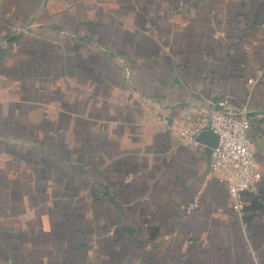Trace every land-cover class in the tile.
Wrapping results in <instances>:
<instances>
[{
  "label": "crops",
  "instance_id": "1",
  "mask_svg": "<svg viewBox=\"0 0 264 264\" xmlns=\"http://www.w3.org/2000/svg\"><path fill=\"white\" fill-rule=\"evenodd\" d=\"M223 99L241 216L178 134ZM0 264H264V0H0Z\"/></svg>",
  "mask_w": 264,
  "mask_h": 264
},
{
  "label": "built area",
  "instance_id": "2",
  "mask_svg": "<svg viewBox=\"0 0 264 264\" xmlns=\"http://www.w3.org/2000/svg\"><path fill=\"white\" fill-rule=\"evenodd\" d=\"M212 108L206 125L183 124L178 134L189 144H196L203 131L218 136L217 146L209 156L208 173L227 185L232 210L241 216L243 192L252 191L262 177L254 163L248 135L251 120L245 112L234 110L227 99L212 104Z\"/></svg>",
  "mask_w": 264,
  "mask_h": 264
},
{
  "label": "water",
  "instance_id": "3",
  "mask_svg": "<svg viewBox=\"0 0 264 264\" xmlns=\"http://www.w3.org/2000/svg\"><path fill=\"white\" fill-rule=\"evenodd\" d=\"M198 141H208L206 143L207 147L209 148L208 153L211 154L212 150L217 146L218 143V136L209 131H203L197 136Z\"/></svg>",
  "mask_w": 264,
  "mask_h": 264
}]
</instances>
